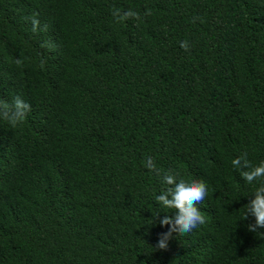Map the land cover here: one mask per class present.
I'll return each mask as SVG.
<instances>
[{"label":"trees","instance_id":"1","mask_svg":"<svg viewBox=\"0 0 264 264\" xmlns=\"http://www.w3.org/2000/svg\"><path fill=\"white\" fill-rule=\"evenodd\" d=\"M16 97L31 109L0 117V264H264L243 219L264 178L231 164L264 162V0H0V99ZM169 171L206 182V222L158 250Z\"/></svg>","mask_w":264,"mask_h":264},{"label":"clouds","instance_id":"2","mask_svg":"<svg viewBox=\"0 0 264 264\" xmlns=\"http://www.w3.org/2000/svg\"><path fill=\"white\" fill-rule=\"evenodd\" d=\"M151 12L146 11L145 15ZM117 22H123L128 19H140L138 12L133 10L122 11L114 9L112 13ZM180 47L185 51L189 50L187 41L180 42ZM17 65L22 64V60H16ZM31 105L23 101L20 97H16L11 104L0 99V117L15 126L22 122L27 113L30 111ZM234 169L239 170L241 178L251 184L253 181L264 178V162L257 166H252L247 155L243 154L231 161ZM144 166L157 176L161 175L162 170L157 168L152 157H147ZM178 174L171 171L163 174V182L169 187L155 196V200L164 208L174 209V215H164L159 219L161 226H167V231L159 234V238L155 245V249L167 250L168 241L172 238L173 233L186 235L194 229L204 224L205 216L202 214L198 205H200L208 196V186L205 181L193 179L186 181L178 179ZM254 198L244 205L246 211L243 219L247 220L249 216L255 218L254 223L247 225L250 232H258V229L264 228V184L256 189ZM159 216L157 213L156 218Z\"/></svg>","mask_w":264,"mask_h":264}]
</instances>
